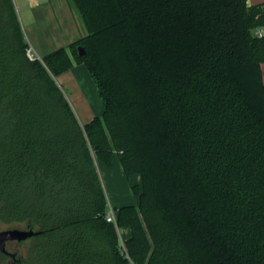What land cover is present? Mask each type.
Listing matches in <instances>:
<instances>
[{"label": "trees", "instance_id": "obj_1", "mask_svg": "<svg viewBox=\"0 0 264 264\" xmlns=\"http://www.w3.org/2000/svg\"><path fill=\"white\" fill-rule=\"evenodd\" d=\"M67 1L86 35L30 59L0 0V224L42 231L0 264H264V5ZM76 64L104 107L85 125L56 81ZM115 154L141 185L110 223Z\"/></svg>", "mask_w": 264, "mask_h": 264}, {"label": "crops", "instance_id": "obj_2", "mask_svg": "<svg viewBox=\"0 0 264 264\" xmlns=\"http://www.w3.org/2000/svg\"><path fill=\"white\" fill-rule=\"evenodd\" d=\"M14 2L16 7L19 8V16L25 37H27L30 48L37 58H42L59 48L67 47L86 35L85 27L79 16L71 9L67 0H14ZM248 5H264V0H248ZM262 71L264 81V64H262ZM56 81L66 93L69 101L77 104L78 111L81 114L76 113L79 120L83 117L89 123L94 117L103 113V103L102 101L101 103L98 102L99 99L101 100L98 89L84 64H76L72 69L59 74ZM96 102L99 104L98 107ZM80 122L82 125L87 124L81 120ZM97 166L103 185H106L107 190H111L110 188H112V191L114 190L115 178L122 181L124 179L123 175L126 176L117 154L113 156L112 167H107L102 163H97ZM133 176L135 175L126 177L130 179ZM135 177H138L135 185L140 186L141 177L139 175ZM112 205L111 203L110 206ZM127 205L138 206L139 201L135 204L120 203L112 207L118 210ZM119 233L121 243L132 235L131 229L128 227L120 228Z\"/></svg>", "mask_w": 264, "mask_h": 264}, {"label": "rangeland", "instance_id": "obj_3", "mask_svg": "<svg viewBox=\"0 0 264 264\" xmlns=\"http://www.w3.org/2000/svg\"><path fill=\"white\" fill-rule=\"evenodd\" d=\"M14 4H15V8H16L17 14L19 16L20 15L19 14V8L16 7V3L15 2H14ZM19 19H20V16H19ZM20 22H21V19H20ZM23 32H24V28H23ZM24 34H25V32H24ZM25 38H27V37H25ZM26 40L28 42V39H26ZM33 54H34V55H32L33 58L36 59L37 56L35 55V53H33ZM97 97H98V93H97ZM98 102L101 103V100L99 99ZM71 105H72L74 111L76 113L80 114L79 111H78L79 108H78L77 104L71 102ZM96 105H97V107L99 106V104L97 102H96ZM80 120L82 122L87 123V120L85 118H83V117ZM118 167H119V163H118ZM119 169H120V167H119ZM135 176H138V175H135ZM135 176H133L132 178L129 179L125 175H123L124 179L122 181H120L117 178H115L114 179L115 181H114V190L113 191H112V188H110L111 190H107L108 188L106 187V185L104 186L105 187V191H106L107 200H108V208H110L109 206H110L111 203L113 205H119L120 203L135 204V203H137L139 201V197L135 193H133L132 187H131L132 185H135L137 183V179L136 178H138V177H135ZM138 180H140V179H138ZM15 228L23 229V230L28 229L26 227V225H24V224H13V225L0 224V231L7 230V229H15ZM122 233H123V231H122ZM30 239H28L26 241H23V242H17V241L10 242V243L7 244V249H8V251L10 253L15 254L17 259H20V258L21 259H25L26 256H27V252H28L29 246L31 244V240ZM10 260L8 259L7 261H10Z\"/></svg>", "mask_w": 264, "mask_h": 264}, {"label": "water", "instance_id": "obj_4", "mask_svg": "<svg viewBox=\"0 0 264 264\" xmlns=\"http://www.w3.org/2000/svg\"><path fill=\"white\" fill-rule=\"evenodd\" d=\"M79 54L83 56L86 51L83 47L78 48ZM42 231H37L34 229H7L0 231V253L6 254L15 258V254H12L7 249V244L10 242H23L26 241L34 236L41 234Z\"/></svg>", "mask_w": 264, "mask_h": 264}, {"label": "built area", "instance_id": "obj_5", "mask_svg": "<svg viewBox=\"0 0 264 264\" xmlns=\"http://www.w3.org/2000/svg\"><path fill=\"white\" fill-rule=\"evenodd\" d=\"M252 35L255 38H259V39L264 38V24L254 27L252 29ZM27 54L30 59H34L32 56L34 55L33 50L31 48L28 49ZM105 219L107 222L116 223L117 215L115 209L112 206H110V208L108 209ZM122 246L124 247V242L122 243ZM126 258L128 259L129 264H136L128 255H126Z\"/></svg>", "mask_w": 264, "mask_h": 264}, {"label": "flooded vegetation", "instance_id": "obj_6", "mask_svg": "<svg viewBox=\"0 0 264 264\" xmlns=\"http://www.w3.org/2000/svg\"><path fill=\"white\" fill-rule=\"evenodd\" d=\"M9 256V255H8Z\"/></svg>", "mask_w": 264, "mask_h": 264}]
</instances>
